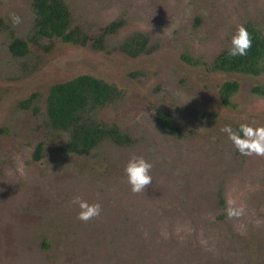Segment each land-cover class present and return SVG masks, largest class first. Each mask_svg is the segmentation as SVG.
Segmentation results:
<instances>
[{
    "label": "rangeland",
    "instance_id": "obj_1",
    "mask_svg": "<svg viewBox=\"0 0 264 264\" xmlns=\"http://www.w3.org/2000/svg\"><path fill=\"white\" fill-rule=\"evenodd\" d=\"M58 1L60 34L37 28L33 0H0V264H264V157L241 155L221 131L264 126V0ZM241 25L258 36L235 57L243 73L216 71ZM84 76L112 89L91 120L128 144L64 152L47 98ZM158 109L181 138L157 129ZM133 155L152 164L138 194L124 171ZM75 196L100 216L78 220ZM229 201L242 216L229 218Z\"/></svg>",
    "mask_w": 264,
    "mask_h": 264
},
{
    "label": "trees",
    "instance_id": "obj_2",
    "mask_svg": "<svg viewBox=\"0 0 264 264\" xmlns=\"http://www.w3.org/2000/svg\"><path fill=\"white\" fill-rule=\"evenodd\" d=\"M33 10L36 26L39 29L60 34L66 30L68 16L58 0H33ZM117 26H110L102 30L97 41L98 45ZM252 33L253 40H258L257 31ZM138 38V37H137ZM257 46H254V49ZM12 50L18 55L28 53V44L20 39L12 43ZM134 48H130L133 50ZM228 52L214 66L218 72H241L240 60L230 58ZM226 84V85H225ZM227 91H237L234 82H226ZM112 89L108 84L91 76H84L72 82L57 84L51 87L47 98V116L53 130L68 134V142L64 148L66 154L86 156L92 148L104 140H111L119 145H126L129 139L119 133L114 127H106L91 120L90 113L97 107L105 106L111 98ZM264 95V91L258 92ZM157 129L169 136L181 138L179 127L171 116L163 110L156 111Z\"/></svg>",
    "mask_w": 264,
    "mask_h": 264
},
{
    "label": "clouds",
    "instance_id": "obj_3",
    "mask_svg": "<svg viewBox=\"0 0 264 264\" xmlns=\"http://www.w3.org/2000/svg\"><path fill=\"white\" fill-rule=\"evenodd\" d=\"M10 18L14 27L22 22L21 17L16 13H11ZM252 43V37L247 28L243 25L239 26L232 36L231 47L227 53L228 57L247 56ZM221 131L228 135V139L241 155L264 157V126L253 127L242 123L236 131L230 125H225ZM151 169L152 164L143 156L133 155L130 157L124 171L127 183L134 194L145 192L147 186L152 183ZM20 171L23 174L22 170ZM71 203L79 208L77 219L85 223L99 217L102 211L99 203H89L80 196L73 197ZM243 212L242 207H236L234 201H229V207L227 208L229 218H238L243 215Z\"/></svg>",
    "mask_w": 264,
    "mask_h": 264
},
{
    "label": "flooded vegetation",
    "instance_id": "obj_4",
    "mask_svg": "<svg viewBox=\"0 0 264 264\" xmlns=\"http://www.w3.org/2000/svg\"><path fill=\"white\" fill-rule=\"evenodd\" d=\"M234 82V81H233ZM225 84V83H224Z\"/></svg>",
    "mask_w": 264,
    "mask_h": 264
}]
</instances>
